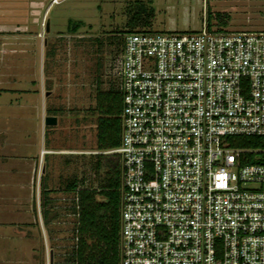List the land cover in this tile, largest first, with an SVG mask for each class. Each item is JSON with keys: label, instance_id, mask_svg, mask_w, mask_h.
Here are the masks:
<instances>
[{"label": "built area", "instance_id": "obj_1", "mask_svg": "<svg viewBox=\"0 0 264 264\" xmlns=\"http://www.w3.org/2000/svg\"><path fill=\"white\" fill-rule=\"evenodd\" d=\"M115 75L118 264H264V30L128 32Z\"/></svg>", "mask_w": 264, "mask_h": 264}, {"label": "rangeland", "instance_id": "obj_2", "mask_svg": "<svg viewBox=\"0 0 264 264\" xmlns=\"http://www.w3.org/2000/svg\"><path fill=\"white\" fill-rule=\"evenodd\" d=\"M216 1L218 6L205 9V0H58L55 4L50 0H0V27L12 34L18 25L34 35L27 39L25 56L18 52L22 46L17 38L8 39L10 44L4 48L10 53L2 56L0 52L4 59L3 63L0 59V71L7 68L20 75L24 70L30 76H18L10 85L11 81L1 78L0 87H31L36 81L38 88L40 80L45 87L50 86L56 99L54 135L59 148L55 166L52 164L56 177L51 174L49 189L42 191L41 221L32 210V201L28 205L30 211L20 215L23 204L19 202L28 192L18 188L22 185L15 174H0V264H65L74 243L71 206L75 192L66 190L67 185L75 182L78 189H98L112 175V166L118 164L116 156H96L97 115L91 109L97 87L106 91L117 86L116 58L119 39L125 33L199 32L207 13L213 17L212 30H264V0ZM216 14L225 25L217 24ZM43 112L40 108V121ZM37 114L39 109L27 115L39 121ZM19 117L16 107H0V129L6 131L10 140L4 152L12 157L24 152L18 144L16 148L11 138L22 135ZM46 128L49 127L44 126V131ZM107 166L111 168L108 170Z\"/></svg>", "mask_w": 264, "mask_h": 264}, {"label": "trees", "instance_id": "obj_3", "mask_svg": "<svg viewBox=\"0 0 264 264\" xmlns=\"http://www.w3.org/2000/svg\"><path fill=\"white\" fill-rule=\"evenodd\" d=\"M214 17L218 25H225L221 16L216 14ZM212 19L211 14L207 13L208 30H212ZM119 40L120 49L116 60L121 51L122 37ZM91 110L97 115L96 156L99 158L106 155L116 156L105 152L117 148L120 142L121 97L117 86L106 91H100L97 87L95 106ZM233 140L232 146L237 148L255 149L263 146L259 137H239ZM246 163L252 164L254 160L250 158ZM108 168L111 166H107ZM110 170L112 175L108 174L104 184L98 189H78L75 182L67 185L66 190L75 192L71 206L74 217V243L67 254L65 264H118L119 164L113 165ZM98 197L100 199H97Z\"/></svg>", "mask_w": 264, "mask_h": 264}, {"label": "crops", "instance_id": "obj_4", "mask_svg": "<svg viewBox=\"0 0 264 264\" xmlns=\"http://www.w3.org/2000/svg\"><path fill=\"white\" fill-rule=\"evenodd\" d=\"M9 33L10 31L8 32L3 27H0V52L2 56L6 53H10V50L4 48L6 45L10 44L8 41L9 38H17V41H19V44L21 43L22 46V49L18 50V52L25 56L27 52L25 49L27 39L34 38V35H31L30 32L27 34L25 30L22 31L18 25L13 30L12 34ZM37 36L40 37V33H38ZM23 61L26 65V61ZM3 62L4 59H2V63ZM2 66L3 64L1 67ZM8 66L9 65H7V67ZM8 68L10 69V67ZM17 74L19 73L14 74L8 72L6 68V71H0V79L5 78L6 81H11H7L8 85H10L11 83H15L18 76H20V78L30 76V74L28 72L25 73L24 70L20 72V75ZM35 82L36 81H32L31 87H26L24 84H18L16 87L12 85L9 87H0V107L7 110L9 108L11 109V107H16L21 113V119L19 117L20 121H18V125H20L19 129L20 132L22 131V135L19 139H17L18 137L11 138L14 142L13 144H16V148L19 145L20 150L21 147L24 149V152L21 154L17 153L16 157L6 154L4 150L7 149L10 140L6 138L8 135L6 131L0 129V174H15L18 177L19 184L21 182L22 185V188H18L28 192V196L21 198L22 202H19L20 205L23 204L22 208H19L20 215H26L25 212L27 213V211H30L28 205H30L29 203L32 201V210H34L37 218L41 221L44 215L42 210V191L49 189L47 184L48 181L52 183L51 174H53L54 178L56 177V171L52 164L55 166L54 162L57 160L59 148L57 138L54 135V128L57 124V117L54 114V110L57 108L56 104H54L56 101L55 96L50 86L45 87V82L40 80L38 88ZM48 102L50 105H48ZM40 108L45 112H43L44 117L54 116L56 118V124L54 126H47L49 128H46L45 131V125L43 124L44 117H42V121H40ZM36 109H39V114H37V119L39 121L27 115L32 110ZM42 132H45V135H43ZM4 143L6 144V148ZM26 235H28V233L24 234V236Z\"/></svg>", "mask_w": 264, "mask_h": 264}, {"label": "water", "instance_id": "obj_5", "mask_svg": "<svg viewBox=\"0 0 264 264\" xmlns=\"http://www.w3.org/2000/svg\"><path fill=\"white\" fill-rule=\"evenodd\" d=\"M47 23L45 24V32L48 31ZM45 126H54L56 124V118L54 116H45L43 119ZM49 262L51 263V251H49Z\"/></svg>", "mask_w": 264, "mask_h": 264}]
</instances>
